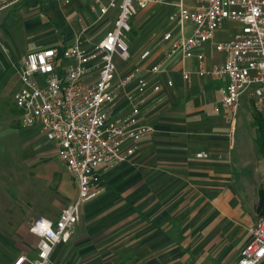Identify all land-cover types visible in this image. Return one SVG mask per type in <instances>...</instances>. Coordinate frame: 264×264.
I'll list each match as a JSON object with an SVG mask.
<instances>
[{
	"label": "crops",
	"instance_id": "obj_1",
	"mask_svg": "<svg viewBox=\"0 0 264 264\" xmlns=\"http://www.w3.org/2000/svg\"><path fill=\"white\" fill-rule=\"evenodd\" d=\"M42 1L21 0L11 7V12H7L10 8L1 12L0 30L17 13L27 25L44 29L50 35L39 46H64L95 18L90 11L91 0H58L64 6L72 5L73 11L68 12V25L63 32H48L39 19L16 10L23 3L41 8ZM154 7L164 9V31L169 26V8L152 5L132 20L137 21ZM102 28L94 34L101 33ZM161 34L151 47L153 55L142 64L144 67L163 60L167 45H160ZM201 50L208 66L223 61L224 55L215 51L212 43H206ZM24 55L13 58L0 38V67L8 66L12 60L22 62ZM133 63L130 58L127 64H118L119 73L137 64L138 57ZM195 63L194 56H175L164 61L161 74L148 76L149 82L157 81L161 89L146 93L138 116L142 123L153 127V132L139 142L129 160L100 169V191L81 205L69 240L53 248L49 264H220L229 258L228 251L235 244L243 243L242 249L250 240L248 228L256 216L259 188L241 176V153L233 143L234 118L219 105L227 78L199 75L194 72ZM186 70L192 71L187 83L182 79ZM167 80L172 81L171 87H167ZM18 87L16 76L14 93ZM134 90L132 84L121 93L112 105L116 113L130 110L126 95ZM17 118L19 121L18 114ZM46 148L44 145L40 150L44 152ZM199 152L206 156L197 157ZM58 166L48 164L54 186L60 190L63 203L65 199L71 202L77 196V187H70L71 182L75 183L74 177ZM246 194L251 197L247 206L243 205ZM69 202L60 207L55 218L49 219L54 221ZM258 264H264V258Z\"/></svg>",
	"mask_w": 264,
	"mask_h": 264
},
{
	"label": "built area",
	"instance_id": "obj_2",
	"mask_svg": "<svg viewBox=\"0 0 264 264\" xmlns=\"http://www.w3.org/2000/svg\"><path fill=\"white\" fill-rule=\"evenodd\" d=\"M20 1L0 0V13ZM152 5L171 10L159 42L167 45L163 60L144 67L154 53L146 48L138 63L120 74L118 61L127 64L131 58L127 41L131 19ZM90 11L94 20L84 24L70 44L33 50L19 64L13 63L19 82L13 101L20 125L37 129L54 146L74 177L77 196L54 221L40 216L31 223L29 230L37 237L35 258L19 254L10 264H49L53 248L69 240L81 205L100 191V169L129 160L139 142L153 132L151 125L139 120V109L147 92L160 91V84L149 82L148 76L161 74L167 59L194 56L195 73L226 76L219 105L232 115L243 94L264 101V0H91ZM225 20L243 27L217 42L216 33ZM99 25L104 28L94 34ZM206 43L224 55L221 63L207 65L201 50ZM191 72H182L186 83ZM132 84L135 90L126 95L130 110L116 113L112 105ZM166 85L173 83L167 80ZM250 234L238 259L229 264H258L264 258V216Z\"/></svg>",
	"mask_w": 264,
	"mask_h": 264
},
{
	"label": "rangeland",
	"instance_id": "obj_3",
	"mask_svg": "<svg viewBox=\"0 0 264 264\" xmlns=\"http://www.w3.org/2000/svg\"><path fill=\"white\" fill-rule=\"evenodd\" d=\"M16 7L23 15L39 19L42 25L46 24L45 29L48 32L56 34L64 31L68 25V12L73 11L72 5L64 6L58 0L41 2L40 7L50 15L43 13L41 8L28 7L25 3ZM8 11L11 12L12 8ZM142 11L138 14H142ZM138 14L135 16L138 17ZM163 16L164 9L154 7L137 21L131 19V31L127 41L132 63H135L143 49L153 47L154 41L165 27ZM242 27L238 21L225 20L216 33L215 41L227 40L231 35L240 32ZM46 36L50 35L44 29L27 25L23 19H19L17 13L13 15V21L8 19L0 30L1 40L5 41L13 58L17 59H21L28 51L45 48L46 46L41 47L39 44ZM13 63L20 62L12 60L8 66L0 67V264H9L20 253H25L28 259H34L37 239L30 233L31 223L40 216L55 218L60 207L69 202L65 199L63 203L60 199L61 192L54 186L52 173L49 171L48 164L51 162L59 165V170L68 172L58 160L54 146L46 144L45 138L37 129L24 128L18 121V111L13 102L17 76ZM118 63L124 64L122 61ZM213 105L211 103L210 108ZM255 111L264 119V101L252 100L243 94L236 114L229 113L234 118V147L241 153V176L249 179L256 188L264 189V156L260 154L256 144V127L253 121ZM44 145L47 148L43 152L40 149ZM71 185V188L77 187L75 183L71 182ZM250 203L251 197L246 194L243 205ZM258 219L257 215L252 219L249 233ZM242 244H235L228 251L229 258H224L225 261H220V264H228L234 260L239 255Z\"/></svg>",
	"mask_w": 264,
	"mask_h": 264
},
{
	"label": "trees",
	"instance_id": "obj_4",
	"mask_svg": "<svg viewBox=\"0 0 264 264\" xmlns=\"http://www.w3.org/2000/svg\"><path fill=\"white\" fill-rule=\"evenodd\" d=\"M253 121L256 127V144L260 154L264 156V119L259 112L253 114ZM258 200L255 204V213L261 218L264 216V189L259 188L257 192Z\"/></svg>",
	"mask_w": 264,
	"mask_h": 264
}]
</instances>
